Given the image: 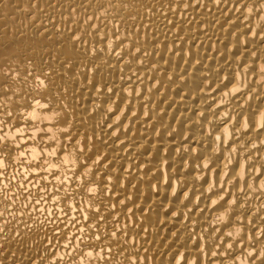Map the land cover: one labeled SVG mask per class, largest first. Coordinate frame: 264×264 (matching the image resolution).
<instances>
[{
  "label": "bare ground",
  "instance_id": "6f19581e",
  "mask_svg": "<svg viewBox=\"0 0 264 264\" xmlns=\"http://www.w3.org/2000/svg\"><path fill=\"white\" fill-rule=\"evenodd\" d=\"M0 264H264V0H0Z\"/></svg>",
  "mask_w": 264,
  "mask_h": 264
},
{
  "label": "snow or ice",
  "instance_id": "6c2138e0",
  "mask_svg": "<svg viewBox=\"0 0 264 264\" xmlns=\"http://www.w3.org/2000/svg\"><path fill=\"white\" fill-rule=\"evenodd\" d=\"M9 115H10V113H9ZM5 147H7V146L5 145ZM36 178H39V173L36 174ZM30 182H31V181H30ZM20 187H21V188H24L25 185L22 184V185H20ZM42 191L45 192L46 195L41 196L40 193L38 192V193H37V197H38V199H37L36 203H39L40 200H45V201H52V202H55V200H54V195H58V193L60 192V189L57 188V189H56V193L53 194V193L51 192V190L49 189L48 185H43V186H42ZM28 194L31 195V192L29 191ZM71 198H72V194H71V193H68L67 196L61 198V201L63 202V204L67 205V208H66V209H65V208H61V211L64 213V216H69L70 219H71V221H72V224L75 225L76 222H77V218H76V217H72V216H70V213H71V210H72V205L69 203V200H70ZM76 207H77V209H79V205H76ZM100 211H101L100 209H95V213H94L93 216H84V217H83V220H84L86 223H87V222H91V221H93V220H96V221H98V222H103V221L106 220L107 218L104 217V216L99 215ZM50 215H55V213H52V214H50ZM58 219H59L60 221H63V217H58ZM97 226H98V225H97L96 223L93 224V227H94V228L97 227ZM59 227H61V224H58V225H57V228H59ZM77 230L79 231V229H77ZM53 232H55L56 235H59V234H60L59 232H57L56 229H53ZM65 235H67L66 232H65ZM113 235H115V233H113ZM76 239H81V240H82V238H79V237H77ZM95 239H96V240H102V238H101L100 235H96V236H95ZM87 247L92 248V247H94V245L89 244V245H87ZM110 250H111V249L109 248V251H110ZM90 254H91V253H89V255H90Z\"/></svg>",
  "mask_w": 264,
  "mask_h": 264
}]
</instances>
